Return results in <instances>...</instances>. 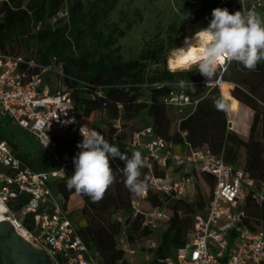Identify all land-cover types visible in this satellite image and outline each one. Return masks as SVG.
<instances>
[{
    "label": "trees",
    "instance_id": "16d2710c",
    "mask_svg": "<svg viewBox=\"0 0 264 264\" xmlns=\"http://www.w3.org/2000/svg\"><path fill=\"white\" fill-rule=\"evenodd\" d=\"M119 1L0 0V53L27 55L26 58H35L43 65L53 63L64 76L62 84L71 93L78 120L99 113L104 125L118 120L120 132L121 128L127 129L130 138L135 132L130 122L139 119L142 130L150 127L154 136L174 146L192 149L205 146L212 155L221 156L234 168H239L243 151L241 169L258 186L264 184V61L259 62L254 71L232 62L224 72L218 70L208 82L196 69L174 73L166 68L165 56L180 40L170 33L164 39L145 45L136 59L124 60L118 42L131 29L126 21L128 13L121 12L118 22L110 20ZM196 1L186 18L188 25H197L203 20L209 24L212 10L217 7L227 8L230 13L241 9L235 0ZM124 22L127 24L121 27ZM180 33L183 35V30ZM181 80H188L195 90L179 87ZM219 80L222 83L218 87ZM176 91H182L192 100L184 114L178 115L175 108L164 103V99ZM224 97L232 99L237 111L241 110V105L252 111L246 138L229 130L226 111L214 106L215 100ZM93 129L106 133L102 126ZM120 132L116 145L131 156L132 151L137 150L126 145V134ZM0 141L9 144L25 167L38 173L56 170L61 163L72 165L76 154L75 142L61 139L57 156H51L9 120H0ZM110 166L115 172V182L99 202L78 195L83 203L80 212L85 225H74L90 251L98 254L100 264H124L126 258L117 246L123 227L117 218H122L123 226L128 227L127 235L132 244L153 231L143 228L138 220H131L129 209L134 193L123 183L124 161L111 159ZM141 171L142 179L146 176L147 180L164 174L157 168L151 173L146 168ZM196 180L206 186L207 197L197 193L190 202L150 194L147 199L152 208L171 203L167 227L152 252L155 264L170 258L176 249L184 246L193 226L194 215L190 217L189 210L196 214L206 208L214 186L213 178L199 172ZM66 182L50 184L52 194L62 195L66 200L76 194L66 188ZM28 199L21 196L13 204V210L22 208ZM245 210L248 219L244 223L250 229L258 222L264 223V205L259 207L247 200Z\"/></svg>",
    "mask_w": 264,
    "mask_h": 264
},
{
    "label": "built area",
    "instance_id": "2783aa9c",
    "mask_svg": "<svg viewBox=\"0 0 264 264\" xmlns=\"http://www.w3.org/2000/svg\"><path fill=\"white\" fill-rule=\"evenodd\" d=\"M235 1L241 9L254 10L264 17V0ZM227 66L218 70L224 72ZM51 77L56 79L54 91L49 84ZM63 79L53 63L43 65L32 57L0 53V120L11 121L53 157L57 156L59 140L72 139L77 154L80 151L77 145L83 139L79 114L70 91L62 88ZM191 102L182 91L172 92L164 99L166 106L178 112ZM114 123L110 134L95 129L109 143H117L119 138L120 123L118 120ZM126 145L143 153L148 172L157 168L164 173L147 180V191L143 195L134 194L131 201V220H138L143 228L153 231L160 222L168 221L164 207L144 208L150 194L184 200L197 183V173L208 174L214 181L205 210L193 216L184 246L157 264H264V223L254 224V229L244 223L248 219L247 200L259 207L264 205V184L258 186L241 168L212 155L205 146L198 149L185 146L182 154L174 153V145L154 136L150 127L134 132ZM74 170V163H61L56 170L34 172L15 157L7 142L0 141L2 215L25 241L45 252L54 264H100L98 254L82 241L71 220L73 195L66 200L50 190V184L67 180ZM21 196L29 199L14 211L13 204ZM117 221L123 227L117 246L125 257L131 258L135 251L127 235L128 227L123 226L122 218Z\"/></svg>",
    "mask_w": 264,
    "mask_h": 264
},
{
    "label": "clouds",
    "instance_id": "9594fccd",
    "mask_svg": "<svg viewBox=\"0 0 264 264\" xmlns=\"http://www.w3.org/2000/svg\"><path fill=\"white\" fill-rule=\"evenodd\" d=\"M211 15L208 26L194 36L199 38V46L193 43V37L191 41L186 39L184 47L176 48L177 59L171 71L190 72L195 68L206 82L216 76L220 66L232 62L254 71L264 61V17L254 10L230 13L220 7L214 8ZM178 86L192 91L196 88L188 80L179 81ZM214 106L223 111L231 108L223 98L215 100ZM80 134L83 139L77 145L80 151L73 158L74 174L66 182L69 191L88 196L93 202L102 200L116 180L110 166V160L116 158L125 163L122 168L125 187L136 195L147 191V177L142 179L141 171L145 161L140 151H132L129 156L116 143H109L104 135L86 125L80 128Z\"/></svg>",
    "mask_w": 264,
    "mask_h": 264
},
{
    "label": "rangeland",
    "instance_id": "374dc122",
    "mask_svg": "<svg viewBox=\"0 0 264 264\" xmlns=\"http://www.w3.org/2000/svg\"><path fill=\"white\" fill-rule=\"evenodd\" d=\"M196 0H120L116 6V9L111 13L110 20L112 22H118L119 14L121 12L128 13L126 21L131 24V29L126 32L125 37L119 40L118 45L121 48V55L124 60L136 59L141 52V50L147 44L153 43L156 39H164L170 33L176 39H179V43L165 56L166 68L168 67V60L172 57V54L176 52V48L183 47L186 39L190 40L195 36L196 32L208 26L206 20H203L197 25L186 24V18L192 8L196 5ZM186 3L189 5L186 6ZM126 22V24H127ZM125 22L121 24L124 27ZM183 30V35L181 31ZM197 39L193 38V43L197 45ZM23 57L27 55L21 54ZM161 66V63L158 64ZM58 69V68H57ZM195 69V68H194ZM170 70V69H169ZM51 90H55L56 79L51 77L49 80ZM62 88L66 89L65 86ZM230 104L232 100L230 98H225ZM231 111H228L229 116ZM249 110L247 108L237 111V116L233 118V121L238 122V131H242V126L244 127V132L246 135L249 133V126H247V120L249 119ZM80 123L89 128L94 126H102L107 134L114 131V122L103 124V119L99 113L92 115L89 119L80 118ZM245 125V126H244ZM130 126L135 129V132L142 130L143 125L140 123L139 119L130 122ZM126 134L125 140H129V133L127 129H122L120 134ZM242 154L240 153V160L237 167H242ZM197 193L204 197H207L208 190L206 186L201 181H198L192 190L188 191L185 199L187 201H193ZM77 200V201H76ZM82 200L80 197H73L70 205V209L74 208L71 212V220L74 224L79 226L85 225V219L83 218L80 209L82 207ZM150 205L146 202L144 208H149ZM171 203L166 202L164 204L166 215H170ZM190 217L193 216L195 212L189 210ZM167 222L162 221L158 224V227L153 230L152 234L138 239L134 245L133 250L135 254L130 258H126V263L124 264H155L153 259V251L159 244V237L161 233L166 229Z\"/></svg>",
    "mask_w": 264,
    "mask_h": 264
},
{
    "label": "water",
    "instance_id": "95a60500",
    "mask_svg": "<svg viewBox=\"0 0 264 264\" xmlns=\"http://www.w3.org/2000/svg\"><path fill=\"white\" fill-rule=\"evenodd\" d=\"M220 80L216 83L219 87ZM231 129L232 124L227 123ZM0 264H54L49 256L25 241L8 221L0 222Z\"/></svg>",
    "mask_w": 264,
    "mask_h": 264
},
{
    "label": "crops",
    "instance_id": "0c3cea01",
    "mask_svg": "<svg viewBox=\"0 0 264 264\" xmlns=\"http://www.w3.org/2000/svg\"><path fill=\"white\" fill-rule=\"evenodd\" d=\"M229 84H230V83H229ZM225 98H229V97H224L223 99H225ZM230 99H231V98H230ZM231 100H232V99H231ZM230 106H231L230 111L232 112L231 115L229 116L228 111H226L227 123L230 122V123L232 124V128L229 129V130H231V131H233V132L239 134L240 136L246 138L248 135H246V132L243 131V130H244V127L242 126V128H243L242 131H238V128H237V126H238V122H237V120H236V121H233V118L237 116V110H236V107H235L233 101L230 103ZM187 107H188V106L182 108V109H181V112H178V111H177V114H178V115H179V114H184V111H185V109H186ZM244 108H246V107L241 105V109H244ZM247 109L249 110V114L247 113V117H248V115H249V119L247 120V126H248V124H250V122H251V120H252V115H253V113H252V111H251L249 108H247ZM235 122H236V124H235ZM244 126H245V125H244ZM249 128H250V126H249ZM184 150H185V146H174V148H173V152L176 153V154H182ZM241 154H242V161H243L244 152L241 151ZM73 197H78V196H77L76 194L73 195V196L71 197V201H72ZM76 201H77V200H76ZM70 205H71V203H70ZM82 205H83V204H82ZM81 208H82V207H81ZM73 209H74V208H72V210H73Z\"/></svg>",
    "mask_w": 264,
    "mask_h": 264
},
{
    "label": "bare ground",
    "instance_id": "6f19581e",
    "mask_svg": "<svg viewBox=\"0 0 264 264\" xmlns=\"http://www.w3.org/2000/svg\"><path fill=\"white\" fill-rule=\"evenodd\" d=\"M197 39V45L196 46H199V38L198 37H195ZM190 41V40H189ZM185 46V43L183 44V47ZM177 59V53H173L172 54V57L168 60V67L169 69L171 70V67L174 63V61ZM221 81L219 82V86L221 85ZM4 210V207L2 205H0V222L2 221H8L3 215H2V212Z\"/></svg>",
    "mask_w": 264,
    "mask_h": 264
}]
</instances>
